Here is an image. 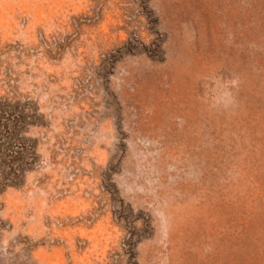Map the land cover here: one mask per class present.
<instances>
[{
  "label": "rangeland",
  "instance_id": "rangeland-1",
  "mask_svg": "<svg viewBox=\"0 0 264 264\" xmlns=\"http://www.w3.org/2000/svg\"><path fill=\"white\" fill-rule=\"evenodd\" d=\"M0 106V264L261 257L264 0H0Z\"/></svg>",
  "mask_w": 264,
  "mask_h": 264
},
{
  "label": "trees",
  "instance_id": "trees-1",
  "mask_svg": "<svg viewBox=\"0 0 264 264\" xmlns=\"http://www.w3.org/2000/svg\"><path fill=\"white\" fill-rule=\"evenodd\" d=\"M5 111L6 110L0 106V118H4V116L7 115V112H5ZM9 118L10 117H8V119ZM8 119L6 118L4 121H0V129L3 130V132H0V138L2 139L1 141H4V142L7 141L8 143H10V141L12 139H14L16 134L14 132L15 131L14 124L12 122H9ZM8 143H6V144H8ZM19 147H22V146H19ZM15 154L20 155L21 157H24V156H26V150H25V148H22V149L18 148L17 151L15 152ZM21 171L22 170H20L19 172H21ZM21 176H22V174H21ZM247 243L248 242H246V244ZM255 250L256 249H254V248L253 249L250 248L246 252H244L242 254V256H247L250 252V258H249V261H250V259H253L254 253H255V256H256V254H259V253L255 252ZM259 255H261V257H256L255 259L251 260L250 264H253V262H255V264H256L259 262V258H262V257L264 258V251ZM244 262L246 263L245 260H244Z\"/></svg>",
  "mask_w": 264,
  "mask_h": 264
}]
</instances>
